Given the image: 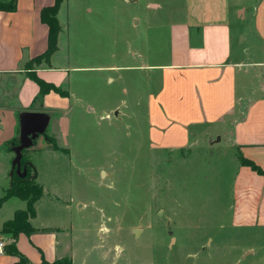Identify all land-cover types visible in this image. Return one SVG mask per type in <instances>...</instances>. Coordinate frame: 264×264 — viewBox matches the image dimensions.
Masks as SVG:
<instances>
[{
  "label": "rangeland",
  "instance_id": "374dc122",
  "mask_svg": "<svg viewBox=\"0 0 264 264\" xmlns=\"http://www.w3.org/2000/svg\"><path fill=\"white\" fill-rule=\"evenodd\" d=\"M178 7L153 13L144 0H65L63 5L54 65L67 67L79 99L58 124L53 119L46 137L54 135L70 155L54 152L43 135L28 155L50 191L71 204L76 264H224L233 253L232 235L217 218L229 204L233 150H219L224 143L215 136L193 137L183 147L166 145L169 132L213 134L217 126L155 123L150 95L160 88L161 72L140 67L168 60L165 23L180 17ZM172 107L179 114L185 108ZM1 129L0 144L10 138ZM6 157L0 154V187L8 188ZM15 165L19 173L26 171L19 161ZM15 206L10 202L8 211Z\"/></svg>",
  "mask_w": 264,
  "mask_h": 264
},
{
  "label": "crops",
  "instance_id": "0c3cea01",
  "mask_svg": "<svg viewBox=\"0 0 264 264\" xmlns=\"http://www.w3.org/2000/svg\"><path fill=\"white\" fill-rule=\"evenodd\" d=\"M54 3L17 0L15 11L0 10V128L10 137L2 140L0 154L8 155L5 171L9 183L23 149L34 147L41 135L48 142L46 133L53 119L58 124L79 99L67 67L54 65L60 51L64 26L60 16L65 0L58 13L62 27L59 49L50 65L42 62L32 70L65 94L51 90L39 100L40 86L27 68V63L48 47L49 28L41 20V10ZM177 5L180 17L165 23L168 60L140 66L161 72L160 88L150 95L153 121L217 126L213 134L199 130L179 135L169 132L172 135L166 137L165 144L183 147L190 145L193 137L207 140L215 136L217 143H224L217 145L219 150H233L235 174L229 204L217 214L219 227L228 230L234 241L233 253L224 264H264V0H144L145 9L153 13ZM86 9L91 10L89 6ZM179 104L185 107L180 114L172 107ZM52 137L66 150L50 148L70 155L69 149ZM14 139L19 144L10 147ZM242 158L259 170L243 163ZM52 166L58 170L60 165ZM34 170L45 189L36 202V216L30 219L34 230L20 233L17 240L1 232L6 221L28 207L27 201L12 196L0 207V215L6 214L0 220V239L6 245L15 241L31 264L66 259L76 264L69 233L71 204L50 191L49 182ZM5 188L1 184L0 198ZM15 198L21 203L12 201ZM10 202L17 206L8 211ZM18 260L9 252L0 255V264H16Z\"/></svg>",
  "mask_w": 264,
  "mask_h": 264
},
{
  "label": "trees",
  "instance_id": "16d2710c",
  "mask_svg": "<svg viewBox=\"0 0 264 264\" xmlns=\"http://www.w3.org/2000/svg\"><path fill=\"white\" fill-rule=\"evenodd\" d=\"M63 1L64 0H55V3L53 5L45 6L41 10V20L45 24H47L49 28L48 47L44 53L32 58L27 63V68L31 70L29 72V75L40 86V95L38 97L39 100H42V97L51 90L65 94L61 88L38 77L37 74L32 71L35 65H40L42 62L50 65L53 54L59 49V36L62 31V27L58 19V13ZM16 9L17 0H0V10L15 11ZM47 140L51 143L54 149L64 151L66 150L58 145L54 137L47 136ZM10 144V147H12L13 145H17L19 144V140L14 139ZM29 150V148L23 149L20 159V169H25L26 171L22 175L17 171L16 166L13 168L10 185L4 190V194L0 198V207L8 198L12 196H17L27 201V209L18 210L15 213L13 219L6 221L3 225L1 232L4 234H9L14 240H17L20 233L23 232L26 234H30L34 230L33 226L31 225L30 219L36 216V202L45 194L43 185H41L37 181L36 172L32 167L31 159L28 155ZM242 162L245 164H249L253 168L259 170V168L252 161L242 158ZM6 252H9L18 257L19 260L16 264H31L30 261L17 249V247L15 246V241L11 242L10 245H6ZM44 264H72V262L71 260L66 259L58 260L53 263L44 261Z\"/></svg>",
  "mask_w": 264,
  "mask_h": 264
},
{
  "label": "built area",
  "instance_id": "2783aa9c",
  "mask_svg": "<svg viewBox=\"0 0 264 264\" xmlns=\"http://www.w3.org/2000/svg\"><path fill=\"white\" fill-rule=\"evenodd\" d=\"M6 253V243L2 239H0V255H4Z\"/></svg>",
  "mask_w": 264,
  "mask_h": 264
},
{
  "label": "water",
  "instance_id": "95a60500",
  "mask_svg": "<svg viewBox=\"0 0 264 264\" xmlns=\"http://www.w3.org/2000/svg\"><path fill=\"white\" fill-rule=\"evenodd\" d=\"M44 121H45V120H44ZM21 156H22V155H21ZM21 156H20V158H19V160H18L19 163H20ZM160 214H161L162 216H164V213H163V212H161ZM136 233H140V230L137 229V230H136ZM169 233H170V234H173V231H169ZM174 241H175V238L172 236V242H174Z\"/></svg>",
  "mask_w": 264,
  "mask_h": 264
},
{
  "label": "clouds",
  "instance_id": "9594fccd",
  "mask_svg": "<svg viewBox=\"0 0 264 264\" xmlns=\"http://www.w3.org/2000/svg\"><path fill=\"white\" fill-rule=\"evenodd\" d=\"M104 231H107V229H104ZM119 252H122V249L119 246H117V253Z\"/></svg>",
  "mask_w": 264,
  "mask_h": 264
}]
</instances>
